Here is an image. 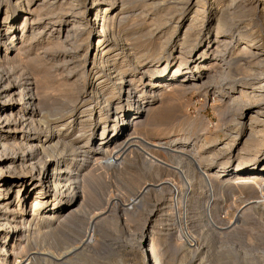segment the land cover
<instances>
[{
	"label": "bare ground",
	"instance_id": "1",
	"mask_svg": "<svg viewBox=\"0 0 264 264\" xmlns=\"http://www.w3.org/2000/svg\"><path fill=\"white\" fill-rule=\"evenodd\" d=\"M126 5L125 0H0V8H5L0 21V44L1 37L8 36L3 46L0 45V49L4 48V59L0 61V264H24L28 260L23 259L22 252L29 243L26 233L34 225L31 212L36 215V211H43L35 224L38 231L42 225L50 226L61 219L63 211L70 208V213L79 209L80 185L86 167L108 151V142L112 139L117 140L111 157L115 161L132 148L145 151L143 157L150 163H164L148 151L149 147H170L176 142L170 148L173 153L198 162L200 173L205 177L213 176L216 171L221 176L236 175L245 181L264 180V0H151L147 2L151 12L146 17L144 12L129 15ZM34 12H38L37 18L28 20ZM132 17L140 20L135 26L128 24ZM182 27L180 51L176 55L172 51L164 54L172 40L169 38L177 35ZM44 31L52 35L57 31L58 38L65 32L60 51L64 52L60 55L64 60L58 64L55 60L58 55L51 58L52 52L42 46L45 54L39 56L37 70L43 76H15L12 65L23 62L24 54L30 52V46L26 45L33 44L37 37L42 39ZM18 33H22L20 40L28 37L19 47ZM79 35L81 39L86 35L81 42L85 46L83 54H79ZM152 44L159 46L154 57L145 53ZM14 50L17 54L12 56ZM134 62L137 65L131 68ZM166 63L169 68L164 70ZM63 65L69 85L66 89H74L71 94L66 93L74 98V103L65 101L63 112L52 114L49 96L42 88L48 77L43 67L56 71ZM173 80L181 84L171 90ZM144 87L153 90L149 97ZM129 94H135L133 103L129 100L122 109V95L125 98ZM187 94H198L206 100L213 96L212 108L221 115L215 131L201 134L206 137L198 146L195 143L202 137L196 135V138L195 132L182 134L174 130L190 120L184 112L173 115L177 107L174 102H180ZM226 96L229 101L225 109L215 106ZM154 100H161L164 110L160 116L169 129L165 127L163 136H154V140L135 132L125 134L128 128L143 125L138 115L153 108L150 102ZM132 115L136 118L131 122ZM204 118L201 116L200 122L205 123ZM78 120L80 127L76 129L73 126ZM88 121L95 122L99 130L84 137L82 132ZM195 127L193 124L191 129ZM200 128L201 132L205 129ZM18 135L22 141L16 138ZM177 135L182 137L177 139ZM82 137L85 140L78 144ZM192 145L197 147V152L191 149ZM151 168L148 164V169ZM181 168L183 183L179 184L181 189L176 187L178 191L172 193L171 202L175 197L176 202L184 201L185 185L193 189L189 171L184 170L183 174ZM166 180L158 184L148 182L144 187L167 188ZM28 201L30 213L27 215ZM258 202L252 199L251 204ZM16 211L20 219L15 220ZM155 216L152 210L150 221ZM149 235L139 242L143 264L150 261L146 247ZM35 254L31 259L36 258Z\"/></svg>",
	"mask_w": 264,
	"mask_h": 264
},
{
	"label": "rangeland",
	"instance_id": "2",
	"mask_svg": "<svg viewBox=\"0 0 264 264\" xmlns=\"http://www.w3.org/2000/svg\"><path fill=\"white\" fill-rule=\"evenodd\" d=\"M157 1L163 2L164 0ZM125 2L127 3L126 6H128V14L131 16L142 12H144L142 14L145 16L151 12L150 7L147 5V2L150 3L151 0H125ZM12 7V10H14L15 6L13 5ZM4 15L5 8H0V21L3 20ZM37 15L38 12H34L32 16H28V20L36 19ZM21 17L18 19V25L22 23L24 15ZM137 20H133L132 17L128 24L135 26L140 21ZM32 31L33 29L27 34L28 37ZM49 32L44 31L41 35L44 36L42 39L37 37L33 44L30 42L31 45H26L30 46V52L26 53V55L24 54L22 63L18 62V64L14 63L12 65V71L15 76L20 78L27 74L32 77L38 76V78L43 76L37 70L39 56L45 54L42 53V46L47 51L49 50L48 52H52L51 56L49 54L51 58L58 55L55 59L57 63L59 62L58 64L64 60L60 57L64 52L60 51L63 50L61 40L65 38L63 37L65 32L61 33L60 40L57 31L54 32V35ZM183 32L184 27L173 38H169V40H172L169 42L170 46L167 47L164 54L167 55V53L172 51L176 55L180 51ZM21 34L19 35L18 33L19 39L16 41L18 47L28 40L27 36L20 40ZM79 37V54H83L85 46L81 45V42L83 43V38L86 35L82 39L81 35ZM168 37H166L167 40ZM1 38L2 43L0 45L3 46V42L8 36H2ZM175 41L177 46L174 45ZM147 51L145 52L146 55L154 57L156 52L159 51V46L156 44L148 45ZM16 54L17 50H14L12 56ZM3 56L4 48L2 47L0 49V61L4 59ZM168 64H165L164 67L166 68L164 70L169 68ZM136 65L137 62H134L131 68ZM44 69L48 77L45 78L42 88L46 90L47 98L49 96L48 105L50 110H52V114H60L63 112L64 103H74V98L68 96L73 88L70 91L66 89L67 87L69 88L64 76L66 68L63 65V67H57L56 71H50L47 66L43 67ZM162 82L161 80L158 83ZM171 83L174 84L170 87L173 88L171 90L178 88L179 86L177 87L176 85L181 84L180 81L177 82L176 80ZM140 87L142 88L141 85ZM115 88L118 89V86ZM144 88L146 96L149 97L153 90L148 87ZM168 92H170V89H168ZM123 95L120 100L122 109L129 103V100L133 103L135 94L126 95L125 98ZM184 96L180 102H174L177 107L173 110V115H181L184 112L183 115L189 116L190 120L174 130L180 131L182 134H193L195 132V136L199 135V138L202 137V140L198 138L200 141L195 143L199 145L206 137L201 134H204L205 131L209 134L211 131H215L216 124H220L218 121L221 120V115L216 109L212 108L214 103L213 96L207 100L204 96L198 94L193 96L187 94ZM123 100L125 101L122 102ZM223 100L221 103H215L217 105H214L223 109L228 104L229 97L226 96ZM205 101H207V104H204ZM150 103L153 108L138 115L143 125L132 126L127 129L125 134L135 132L145 139L154 140V136H161L165 129H169L166 126V121L160 116V113L164 110L161 100H154ZM201 116L207 119L205 123L200 122ZM135 118L136 116L132 115L131 122ZM147 121L149 122L145 125ZM157 121L159 122L157 123ZM193 124L196 129H191ZM85 125V130L82 132L85 134L84 137L99 130V126H96L95 122L88 121ZM207 126L209 129H207ZM73 127L76 129L80 127L79 120L74 123ZM200 127L205 128L203 129L204 131L201 132L199 130L201 129ZM181 137L182 135L180 137L179 135L176 136L177 139ZM16 138L19 139V135ZM19 140L22 141V138ZM83 140H85L83 137L79 139L78 144H81ZM116 141L112 139L108 142V151L99 156L101 160H98L100 162L91 160L92 162L86 167V174L80 185L81 190L77 204L80 207L77 211L69 213L70 208L66 210L67 212L63 211L61 219L53 222L50 226L42 225V228L40 227L41 230L38 229V231L35 229V224L41 218L43 211H36V215L31 212L34 225L32 224V228L26 233L29 237V243L25 246L22 255L23 259L28 260L24 264H137V261L140 262L139 264H143L141 247H139L141 243L139 242H141L142 237L143 239L146 238L147 233L150 234L148 242H146V247L149 249V264H264L263 179L245 181V178L241 177L239 179L236 175H231L230 177L221 176L216 171L211 176L212 178L210 176L205 177V175L200 173V164L198 162H190L186 155H178L175 151L173 153L170 148L173 144L176 145V142L169 145L170 147L168 145L149 147L148 151L164 161V163L158 161L150 163L151 161L146 158L148 164L152 165L153 170L152 168L148 169L147 161L144 159L145 156L143 157L145 151L142 152V150L132 148L127 149L122 154L123 157L120 160H116L118 162L116 164L113 163L116 162L114 158H111L114 155L112 153L115 150L114 147L117 145H115ZM144 149L147 150V148ZM191 149L194 150V153L197 152L195 145H192ZM144 160L145 162L143 163ZM209 162L206 164H209ZM179 168L183 172L184 170L189 171V175H191L190 185L193 188L187 189L188 187L185 185V198L180 203L176 202V197L175 201H170L172 193L178 191L176 187L183 183L184 175L182 176L179 173ZM217 177L219 178L218 181L216 180ZM161 180L169 182L167 188L151 185V189L148 190L144 187L148 182L158 184ZM143 189V193L140 194ZM15 193L16 191L13 194L14 199ZM252 199L259 201V204H251ZM29 201L26 204V207H28L27 215L30 213ZM17 207L19 211L21 206L18 205ZM152 210H155L156 216L150 221ZM18 211L13 213V218L16 217L15 220L17 218L20 219ZM8 214L12 215L11 212ZM149 230L151 231L150 233ZM30 236H32V239ZM191 239H193V242ZM190 241L191 243H189ZM7 248L9 249V246ZM34 254L36 258L31 259ZM144 264H148L147 261H144Z\"/></svg>",
	"mask_w": 264,
	"mask_h": 264
}]
</instances>
